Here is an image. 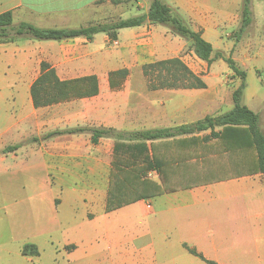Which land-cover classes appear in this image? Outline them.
I'll list each match as a JSON object with an SVG mask.
<instances>
[{
  "label": "crops",
  "instance_id": "0c3cea01",
  "mask_svg": "<svg viewBox=\"0 0 264 264\" xmlns=\"http://www.w3.org/2000/svg\"><path fill=\"white\" fill-rule=\"evenodd\" d=\"M242 1L161 0L190 30L201 32L212 45V57L231 56L238 67L246 66L238 57L241 45L226 43L232 34L221 30L239 27ZM150 2L146 7L137 0L136 5L145 14ZM109 3L0 0V14L11 12L13 26L77 29L96 20ZM252 24L264 29L256 17ZM115 41L99 33L90 41L0 44V264H13L10 248L26 264H41L40 241L50 252L45 264H207L185 246L216 264H264V174L242 126L215 128L219 137L208 129L146 143L160 169L148 175L155 174L151 180L160 193L106 212L113 167L125 169L132 161L141 167L140 154L131 160L129 149L114 151L112 138L94 143L90 131L67 130L127 133L192 124L230 111L239 86L233 80L228 87L212 72L220 64L221 74H230L222 59L208 65L192 52L204 74L190 70L206 88L149 90L142 66L179 58L187 41L151 23L121 29ZM263 49L250 47L244 54L251 61L263 56ZM42 62L60 80L95 75L99 93L34 108L30 87ZM122 69L128 75L121 88L110 89L108 75ZM131 74L161 98L148 99L138 91L132 100L135 92L126 88ZM241 104L260 116L264 129V95L246 85ZM24 245L35 246L38 255L23 256Z\"/></svg>",
  "mask_w": 264,
  "mask_h": 264
},
{
  "label": "trees",
  "instance_id": "16d2710c",
  "mask_svg": "<svg viewBox=\"0 0 264 264\" xmlns=\"http://www.w3.org/2000/svg\"><path fill=\"white\" fill-rule=\"evenodd\" d=\"M111 2L117 4L119 1L111 0ZM252 19L251 0H243L240 24L234 33V43L239 41L242 34L252 24ZM144 23L167 26L174 35L190 42L194 55L208 65L215 59H222L232 72V77L240 79V84L232 94L233 108L230 111L216 117L206 116L204 119L192 124L172 129L127 133L117 132L114 129L77 128L67 130L66 132L68 133L90 131L92 133V142L94 143L101 137L112 138L116 141L114 151L117 153L123 148L129 149L131 160L136 157L139 158L138 155L140 154L141 167L135 161L130 163V167L125 164V169L120 167V165L113 167L112 181L106 202V212L160 193L159 186L153 180L147 179L148 172L156 171L160 173L158 165L154 162V155L149 156V149L146 145V143H152L156 140L195 134L208 129L211 130L212 136L219 137L220 133H216L214 131L215 128L242 126L246 131V138H249L256 151L258 169L264 174V129L260 128V116L241 104L242 92L246 87L245 71L239 69L231 56L224 57L221 53H216L212 57V45L202 38L201 32L190 30L180 18L172 15L170 8L164 5L161 0H151L145 14L129 19H119L110 23L89 24L77 29H39L28 23H20L17 26H13L12 13L6 12L0 14V44L12 43L19 39L61 41L84 38L90 41L94 35L99 33H104L112 41H115L119 30L137 27ZM40 68V74L30 87V96L34 108L89 98L99 93L98 79L95 75L71 80H60L49 64L42 62ZM142 74L147 81L149 90L206 88L203 80L192 72L180 58L144 64L142 66ZM127 75L128 71L126 69L111 72L108 75L110 89H120ZM124 142H131V144H125ZM15 148L16 146L8 147L4 152H9ZM185 248L190 254L200 258L207 264H216L215 262L206 260L195 249L186 246ZM21 254L33 257L37 256L38 252L33 245H24Z\"/></svg>",
  "mask_w": 264,
  "mask_h": 264
},
{
  "label": "rangeland",
  "instance_id": "374dc122",
  "mask_svg": "<svg viewBox=\"0 0 264 264\" xmlns=\"http://www.w3.org/2000/svg\"><path fill=\"white\" fill-rule=\"evenodd\" d=\"M119 1L117 4H114L111 2L106 6L103 10L98 13V18L91 22V24L96 23H110L117 21L119 19H129L133 18L135 16H138L140 14L144 13V9H138L136 2L137 0H116ZM141 3L146 4V7L149 4V0H140ZM164 2L169 3V0H163ZM212 3L215 4L216 0H212ZM251 10L252 14L254 13L253 19L256 17L261 27L264 26V0H251ZM252 19V22H253ZM85 26V24H84ZM87 26V25H86ZM238 27H226L221 30V32L226 34H232L231 39L224 38V41L228 44L234 43V33L237 31ZM259 38L262 40L264 38V29L254 26V24H251L247 30L242 34L238 42H235V45L240 43V53L238 57L240 58V62H243L246 64V66L239 67V69L245 71L246 73V80L245 83L250 91L254 90L259 95H264V49L261 51L263 56H259L254 58V60H250V58H247L245 56V49H248L250 47H264V40H259ZM186 48L180 53L179 58L185 63V65L191 69L192 71H198L201 74H204L203 72V66L198 59L194 58L190 42H187ZM242 64V65H244ZM221 67L220 64H215L212 68V72L214 74H218V77L222 79L224 83L228 87H231L233 85V80L238 81V85L240 84V79L237 77H232V72L230 71V74L225 75L221 74ZM206 74V73H205ZM126 88L130 89L131 91H134L135 93L131 94V99H137L138 91L144 92L146 98H161L160 96L154 94L153 92L148 91L147 89L144 90V80L140 79L135 74H131L127 78ZM106 82V81H104ZM137 92V93H136ZM248 93V90H247ZM150 173V172H149ZM154 173H151L150 175H147V179H154ZM40 246L42 247L43 254L41 257V264H45L48 261H50V252L47 249V244L45 242L40 241ZM11 250V262L13 264H26L23 258L20 256H17L14 254V251ZM9 259V258H8Z\"/></svg>",
  "mask_w": 264,
  "mask_h": 264
},
{
  "label": "built area",
  "instance_id": "2783aa9c",
  "mask_svg": "<svg viewBox=\"0 0 264 264\" xmlns=\"http://www.w3.org/2000/svg\"><path fill=\"white\" fill-rule=\"evenodd\" d=\"M114 45H117L116 41H113ZM147 208L150 209V204H147Z\"/></svg>",
  "mask_w": 264,
  "mask_h": 264
}]
</instances>
